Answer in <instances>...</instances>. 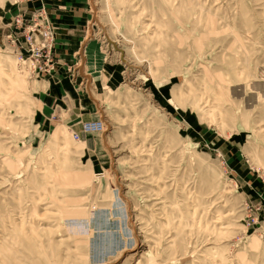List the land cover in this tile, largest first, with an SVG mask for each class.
Instances as JSON below:
<instances>
[{"label":"rangeland","instance_id":"obj_1","mask_svg":"<svg viewBox=\"0 0 264 264\" xmlns=\"http://www.w3.org/2000/svg\"><path fill=\"white\" fill-rule=\"evenodd\" d=\"M47 1L0 0V264H264V0Z\"/></svg>","mask_w":264,"mask_h":264},{"label":"built area","instance_id":"obj_2","mask_svg":"<svg viewBox=\"0 0 264 264\" xmlns=\"http://www.w3.org/2000/svg\"><path fill=\"white\" fill-rule=\"evenodd\" d=\"M20 3L25 1H31V0H18ZM15 24L17 25L18 29L24 30V37L28 44L34 43L37 41L38 38L43 39L42 47L48 46L50 47V44L52 43L53 35L48 27L46 14L44 11L36 12L31 15V18L29 19V22L27 25L24 23V20L20 17H17L15 19ZM43 25V26H42ZM42 26V27H41ZM39 35V37H38ZM36 37V39L34 38ZM103 122L100 120H90L85 121L81 124V132L84 134L87 133H101L103 131ZM73 137L75 140H79V134L73 133Z\"/></svg>","mask_w":264,"mask_h":264},{"label":"crops","instance_id":"obj_3","mask_svg":"<svg viewBox=\"0 0 264 264\" xmlns=\"http://www.w3.org/2000/svg\"><path fill=\"white\" fill-rule=\"evenodd\" d=\"M51 1V3L50 4H52V5H56V4H58L59 2H57L58 0H50ZM46 2L47 3H49L47 0H46ZM60 20H62V21H70V17L66 14V15H62L61 16V19Z\"/></svg>","mask_w":264,"mask_h":264}]
</instances>
